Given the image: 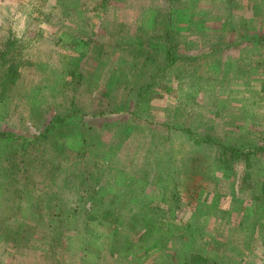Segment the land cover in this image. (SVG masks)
<instances>
[{
    "label": "rangeland",
    "instance_id": "374dc122",
    "mask_svg": "<svg viewBox=\"0 0 264 264\" xmlns=\"http://www.w3.org/2000/svg\"><path fill=\"white\" fill-rule=\"evenodd\" d=\"M262 34L264 0H0V264H264V152L214 144L264 147Z\"/></svg>",
    "mask_w": 264,
    "mask_h": 264
},
{
    "label": "trees",
    "instance_id": "16d2710c",
    "mask_svg": "<svg viewBox=\"0 0 264 264\" xmlns=\"http://www.w3.org/2000/svg\"><path fill=\"white\" fill-rule=\"evenodd\" d=\"M256 40H260V42H264V34L258 35ZM16 42L17 40L13 38H8L5 40L4 44L2 45L0 50V73L3 72L2 75L5 76V81L1 82V86H4L5 83L11 84L16 79V66H14L12 63V57L15 56L14 49L16 48ZM163 57L160 62V64L156 67V72H164L167 68L173 66L176 62H178L181 59V56L176 53L174 50V47L171 43L170 38L168 36L165 37L164 47H163ZM6 55H9L11 57V61H9V58L6 59ZM2 69V70H1ZM156 74L152 73L149 75L146 82L141 83L137 86L135 90V97L134 100H130L126 103H124L121 108L117 110H99L96 112V114L88 115V117H99L102 115H110L111 113H126L129 112L132 114V108H136L140 106V103L144 101L145 96L148 95L150 90L152 89L151 84L153 80L155 79ZM84 114H80L76 112L75 110H70L69 113L63 117H54L53 119H50V121L47 123V125L44 127V130L42 132L41 137L45 136L48 130H52L56 125L63 124L65 122H68L71 118H75L77 120V123H84L83 118ZM11 138H15L17 140H21L22 143L28 142L25 138H20L17 136H14L13 133L10 132H2L0 131V140H11ZM37 139V138H35ZM40 139V138H39ZM215 147L218 151L216 156V161L219 165L222 166V168L228 167L232 163L235 162H242L247 167L249 163V158L252 155H255L256 153H262L264 152V147L262 146H249V147H232L230 145H220L217 143H214ZM262 233L264 238V225L262 226ZM156 247V244L154 242H151L147 247L143 249L144 252L151 250ZM186 264H219L217 262H209L206 259L202 257H193L188 263Z\"/></svg>",
    "mask_w": 264,
    "mask_h": 264
}]
</instances>
